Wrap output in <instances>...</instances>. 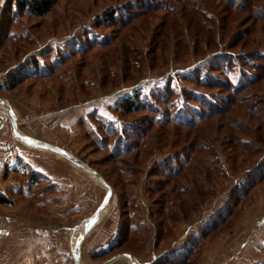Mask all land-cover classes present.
<instances>
[{"label": "rangeland", "instance_id": "374dc122", "mask_svg": "<svg viewBox=\"0 0 264 264\" xmlns=\"http://www.w3.org/2000/svg\"><path fill=\"white\" fill-rule=\"evenodd\" d=\"M16 4L0 0V99L22 135L72 154L111 187L118 234L91 262L152 246L160 254L184 235L186 248L214 222L197 263L219 237L264 236V0H57L42 17ZM0 114L16 152L32 149ZM37 150L46 169L64 162L59 179L7 168L0 219L28 212L42 226L76 227L77 238L105 188Z\"/></svg>", "mask_w": 264, "mask_h": 264}, {"label": "crops", "instance_id": "0c3cea01", "mask_svg": "<svg viewBox=\"0 0 264 264\" xmlns=\"http://www.w3.org/2000/svg\"><path fill=\"white\" fill-rule=\"evenodd\" d=\"M1 121H4V119L0 114ZM9 136L7 128L0 132V194L5 192L4 188L7 187V184L2 182L5 171L7 168H15L19 163L30 164L37 172L40 173L42 170L43 172L41 173H46L50 177L52 176L53 179H59L57 177L59 174L55 170L58 165L60 166L61 163H64L61 162L60 158H52L51 169H46L44 164L46 155L41 154L40 150L35 148H24L25 154L17 153L16 149L18 148H14L15 144ZM28 137L35 139L30 135ZM19 149L23 150L20 146ZM68 173L70 177L66 173L63 174L67 179H78L77 172L69 171ZM70 183L68 182L66 187L71 195L73 186ZM7 211L5 212V218L0 219V264H46L48 260L50 261L49 264H72L71 248L72 242L76 238V227L68 229L63 223L61 225V222L57 221L54 222L53 226H42L39 221L32 219L28 212L15 215L14 211ZM111 213L109 209H106L104 215L99 217L89 232L84 235L80 244V264H103V262H91L89 256L97 251H101L100 253L103 254L105 246L118 234V224L117 221L111 218ZM230 237H219L208 244L199 255L197 264L264 263V236L254 238L246 235L245 237L229 241ZM186 238L187 235H184V237L180 236L177 240L171 241L170 247L167 249L162 247L160 254L158 249L152 244L151 248L153 251L147 249V251L140 254L129 252L124 254H129L135 264H157L158 258L163 253L166 254L179 248L184 242L186 243ZM114 264L132 263L127 258H121Z\"/></svg>", "mask_w": 264, "mask_h": 264}, {"label": "water", "instance_id": "95a60500", "mask_svg": "<svg viewBox=\"0 0 264 264\" xmlns=\"http://www.w3.org/2000/svg\"><path fill=\"white\" fill-rule=\"evenodd\" d=\"M0 107L4 110V112L7 116V119L10 123L13 138L19 140L21 143H23L24 145H26L30 148L46 150L48 152H52V153L64 158L65 160L70 162L73 166L80 168L85 173L94 177V179L103 188H105V196H104L102 202L100 203V205L98 206L96 211L89 218H87L85 220L84 228H83L82 232L78 235V237L75 239V242L73 243L72 248H71L72 264H80V244H81V241H82L84 235L86 233H88L89 230L91 229V227L95 224V222L99 218L100 213L107 207L109 200L111 198V195H112L111 187L105 182V180L95 170H93L91 167H89L87 164H85L84 162H82L77 157L73 156L72 154H70V153H68V152H66V151H64V150H62L56 146H53V145H50L48 143H45V142L30 138L28 136L22 135L18 130L17 121H16L15 115H14L9 103L0 99ZM121 258H127L131 261L132 264H135L132 261L133 259L129 254L117 255L113 258H110L109 260H107L103 264H113Z\"/></svg>", "mask_w": 264, "mask_h": 264}, {"label": "trees", "instance_id": "16d2710c", "mask_svg": "<svg viewBox=\"0 0 264 264\" xmlns=\"http://www.w3.org/2000/svg\"><path fill=\"white\" fill-rule=\"evenodd\" d=\"M56 1L57 0H17L16 5L20 11H26L36 17H42L52 10ZM249 1L257 3L258 0ZM112 19H114L112 12L105 15V20L107 22H111ZM262 64H264V61H262ZM261 69H264V66H262ZM236 90L239 91L240 89L237 88ZM133 102L135 101L133 100ZM133 102L127 101L123 104L126 112H130L133 109ZM7 204H9V200L1 197L0 205ZM221 223L222 222H214L212 226L210 228H207L200 237L193 240L192 242H187L188 244H186V248H178L166 255L160 256L157 260V264H197L196 257L198 254L196 253L199 251L205 238L215 230H217L220 227ZM124 239L119 240L114 246L108 248V251L115 250V248L118 247H122L126 243Z\"/></svg>", "mask_w": 264, "mask_h": 264}, {"label": "bare ground", "instance_id": "6f19581e", "mask_svg": "<svg viewBox=\"0 0 264 264\" xmlns=\"http://www.w3.org/2000/svg\"><path fill=\"white\" fill-rule=\"evenodd\" d=\"M106 208H107V207H106ZM106 208H105V209H106ZM105 209H104V210H105ZM102 212H103V211H102ZM101 216H102V213H100L99 217H101ZM74 242H75V241H74ZM74 242H72V245H73Z\"/></svg>", "mask_w": 264, "mask_h": 264}, {"label": "built area", "instance_id": "2783aa9c", "mask_svg": "<svg viewBox=\"0 0 264 264\" xmlns=\"http://www.w3.org/2000/svg\"><path fill=\"white\" fill-rule=\"evenodd\" d=\"M1 127V126H0Z\"/></svg>", "mask_w": 264, "mask_h": 264}]
</instances>
